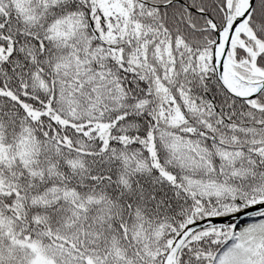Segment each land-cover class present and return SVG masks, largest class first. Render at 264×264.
<instances>
[{
	"label": "snow or ice",
	"instance_id": "1",
	"mask_svg": "<svg viewBox=\"0 0 264 264\" xmlns=\"http://www.w3.org/2000/svg\"><path fill=\"white\" fill-rule=\"evenodd\" d=\"M0 264H264V0H0Z\"/></svg>",
	"mask_w": 264,
	"mask_h": 264
}]
</instances>
